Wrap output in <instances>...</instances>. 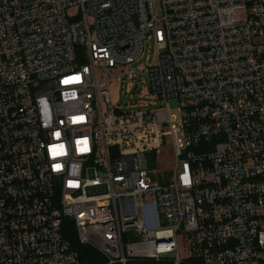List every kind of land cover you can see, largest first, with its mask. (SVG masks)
<instances>
[{"label":"built area","instance_id":"1","mask_svg":"<svg viewBox=\"0 0 264 264\" xmlns=\"http://www.w3.org/2000/svg\"><path fill=\"white\" fill-rule=\"evenodd\" d=\"M149 38L164 111H121L111 72ZM83 246L264 264V0H0V264H91Z\"/></svg>","mask_w":264,"mask_h":264},{"label":"rangeland","instance_id":"2","mask_svg":"<svg viewBox=\"0 0 264 264\" xmlns=\"http://www.w3.org/2000/svg\"><path fill=\"white\" fill-rule=\"evenodd\" d=\"M157 58V50L153 39L146 41L145 51L141 58L135 63L137 72L131 77L124 76L119 68L111 72L112 81L109 85L112 103L121 111H133L137 109H151L153 111H164V103L160 97L149 88V74L146 69L152 65ZM171 113H176L173 108ZM169 132V131H168ZM149 175L153 180L163 181L165 173L171 174L175 166V154L173 140L168 133L160 152L152 154L148 158ZM181 257H186L188 251L184 246V239L178 237ZM176 252L174 253V255ZM146 264V263H144Z\"/></svg>","mask_w":264,"mask_h":264},{"label":"trees","instance_id":"3","mask_svg":"<svg viewBox=\"0 0 264 264\" xmlns=\"http://www.w3.org/2000/svg\"><path fill=\"white\" fill-rule=\"evenodd\" d=\"M81 253L83 257L91 262V264L99 261V258H97V253L90 247L83 246L81 248ZM101 261V259H100ZM144 264V263H142Z\"/></svg>","mask_w":264,"mask_h":264}]
</instances>
